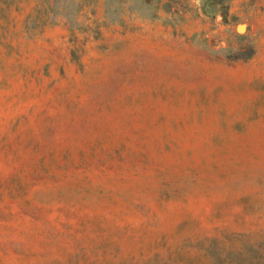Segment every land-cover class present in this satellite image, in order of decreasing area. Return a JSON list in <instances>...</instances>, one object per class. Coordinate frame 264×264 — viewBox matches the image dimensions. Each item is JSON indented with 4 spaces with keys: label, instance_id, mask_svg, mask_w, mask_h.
I'll return each instance as SVG.
<instances>
[{
    "label": "rangeland",
    "instance_id": "obj_1",
    "mask_svg": "<svg viewBox=\"0 0 264 264\" xmlns=\"http://www.w3.org/2000/svg\"><path fill=\"white\" fill-rule=\"evenodd\" d=\"M0 264H264V0H0Z\"/></svg>",
    "mask_w": 264,
    "mask_h": 264
}]
</instances>
